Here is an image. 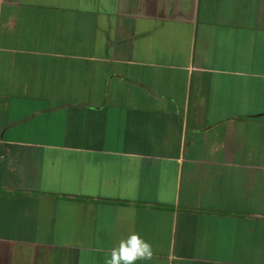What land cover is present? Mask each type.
Returning <instances> with one entry per match:
<instances>
[{
  "label": "crops",
  "instance_id": "0c3cea01",
  "mask_svg": "<svg viewBox=\"0 0 264 264\" xmlns=\"http://www.w3.org/2000/svg\"><path fill=\"white\" fill-rule=\"evenodd\" d=\"M264 264V0H0V264Z\"/></svg>",
  "mask_w": 264,
  "mask_h": 264
},
{
  "label": "clouds",
  "instance_id": "9594fccd",
  "mask_svg": "<svg viewBox=\"0 0 264 264\" xmlns=\"http://www.w3.org/2000/svg\"><path fill=\"white\" fill-rule=\"evenodd\" d=\"M151 255L149 243L137 233H132L113 250L106 264H135L138 260L150 259Z\"/></svg>",
  "mask_w": 264,
  "mask_h": 264
}]
</instances>
